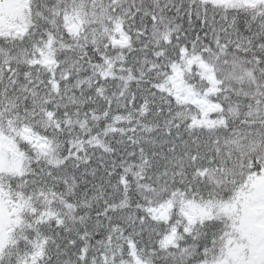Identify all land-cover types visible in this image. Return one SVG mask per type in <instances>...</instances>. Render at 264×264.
I'll list each match as a JSON object with an SVG mask.
<instances>
[{"label":"snow or ice","instance_id":"1","mask_svg":"<svg viewBox=\"0 0 264 264\" xmlns=\"http://www.w3.org/2000/svg\"><path fill=\"white\" fill-rule=\"evenodd\" d=\"M0 264H264V0H0Z\"/></svg>","mask_w":264,"mask_h":264}]
</instances>
